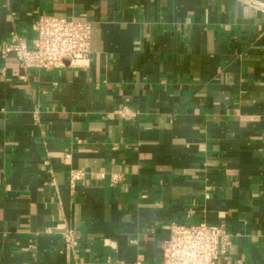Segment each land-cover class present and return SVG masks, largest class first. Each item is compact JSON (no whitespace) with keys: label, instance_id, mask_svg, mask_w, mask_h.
Instances as JSON below:
<instances>
[{"label":"crops","instance_id":"1","mask_svg":"<svg viewBox=\"0 0 264 264\" xmlns=\"http://www.w3.org/2000/svg\"><path fill=\"white\" fill-rule=\"evenodd\" d=\"M41 15L91 22L90 55L0 53V264H163L175 223L264 264V4L0 0V51Z\"/></svg>","mask_w":264,"mask_h":264},{"label":"built area","instance_id":"2","mask_svg":"<svg viewBox=\"0 0 264 264\" xmlns=\"http://www.w3.org/2000/svg\"><path fill=\"white\" fill-rule=\"evenodd\" d=\"M35 40L28 47L25 40L12 34L1 48L3 57L12 54L24 68L53 69L86 62L90 55L91 22L73 17L41 15L33 24ZM84 175L81 169L69 171L70 182ZM120 179L113 174L111 181ZM63 237L75 244L72 231ZM229 244V236L221 225L172 224L169 237L162 243L163 264H219L220 253Z\"/></svg>","mask_w":264,"mask_h":264},{"label":"water","instance_id":"3","mask_svg":"<svg viewBox=\"0 0 264 264\" xmlns=\"http://www.w3.org/2000/svg\"><path fill=\"white\" fill-rule=\"evenodd\" d=\"M255 1H257V2H260V3L264 4V0H255Z\"/></svg>","mask_w":264,"mask_h":264}]
</instances>
